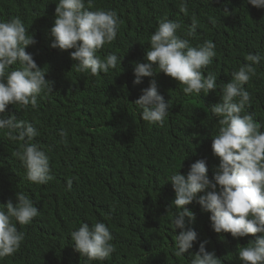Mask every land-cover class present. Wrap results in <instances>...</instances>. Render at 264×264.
Masks as SVG:
<instances>
[{
  "label": "trees",
  "instance_id": "obj_1",
  "mask_svg": "<svg viewBox=\"0 0 264 264\" xmlns=\"http://www.w3.org/2000/svg\"><path fill=\"white\" fill-rule=\"evenodd\" d=\"M182 2L92 0L90 10L115 11L121 21L117 38L98 52L102 59L115 53L121 62L116 69L93 76L77 72L76 67L69 71L67 57L51 52L57 0H0V20L19 17L34 35L39 45L26 51L46 71L53 89L37 98L35 109L12 104L6 109L8 115L37 128L34 142L50 156L53 178L44 185L28 181L22 162L7 147L22 142L0 133V203L15 204L16 193L22 192L39 209L30 224L17 223L25 239L19 251L0 259V264H183L205 240L206 250L215 251L221 264H242L238 248L255 236L217 234L210 226V213L195 202L187 206L196 217L187 227L197 232V241L184 255H174L175 236L181 229L171 228L177 209L167 178L179 171L187 176L191 164L200 159L207 163L209 178L214 177L219 158L213 154L212 137L219 125L210 107L220 102L221 85L249 63L245 60L249 53L259 54L261 61L254 65L256 75L244 85L251 97L245 111L264 131V8L247 0H186L185 15L179 7ZM165 17L181 24L178 34L192 46L205 40L215 43L217 55L205 75L216 74L217 89L208 95H186L183 85L163 73L134 83V62H146L150 36ZM193 17L198 27L194 36L187 37ZM59 51L70 57L75 49ZM153 79L165 102L171 103L163 127L143 121L135 104ZM62 130L68 133L67 144L61 142ZM92 211L93 216L103 214L92 221L105 220L109 225L111 221L118 233L111 241L116 251L103 262L82 257L70 237L72 230L88 223Z\"/></svg>",
  "mask_w": 264,
  "mask_h": 264
},
{
  "label": "clouds",
  "instance_id": "obj_2",
  "mask_svg": "<svg viewBox=\"0 0 264 264\" xmlns=\"http://www.w3.org/2000/svg\"><path fill=\"white\" fill-rule=\"evenodd\" d=\"M247 3L264 8V0H247ZM91 7L92 0H57L56 18L50 29L53 40L51 45L48 42V47L50 45L51 52L67 57L65 66L69 71L76 67L79 73L90 72L97 76L116 69L121 62V57L115 53L103 59L98 55L104 45L117 38L121 21L115 11H92ZM179 7L187 15L186 0ZM197 27L198 22L193 17L185 35L194 36ZM180 29L179 22L167 17L159 23L150 36L146 62H134V83L138 85L144 77L163 73L183 85L184 94L203 93L206 96L217 89L216 74L209 71L205 75L217 55L216 45L212 40H205L192 46L189 39L178 34ZM36 44L34 35L29 34L21 18L0 20V133L22 142L17 147L11 143L7 147L22 162L28 181L44 185L53 177L50 156L34 142L39 131L31 122L6 113L10 104L23 109L30 105L35 109L37 98L53 91L45 79L46 71L26 51L28 46L36 47ZM57 49L75 51H71L69 57ZM245 60L249 63L240 66L232 74L231 81L221 85L220 102L210 107L219 125L212 137V151L219 158L214 177L209 178L207 163L200 159L191 164L187 176L179 171L167 178L175 192L177 209L170 221L171 228L174 232L181 229L175 236L174 255L177 257L192 249L198 238L197 232L187 227L196 219L187 206L195 202L203 212L210 213V226L217 234L230 233L234 238L255 236L247 246L238 248V257L242 264H264V131L253 115L245 111L251 97L244 87L256 75L254 65L260 63L261 56L249 53ZM14 65L17 67L13 68ZM135 104L141 109L143 121L164 126L171 103L165 102L154 79L142 90ZM67 136L66 130L60 132L62 143L67 144ZM72 183L69 178V190ZM16 199L15 204L11 200L0 203V259L18 252L25 239V233L18 230L17 223L28 225L39 215V209L28 196L17 192ZM93 215L94 211L86 219L88 223L72 230L70 237L74 250L82 257L103 262L116 251L111 241L116 240L118 233L111 221L110 225L105 220L104 223L92 221L103 214ZM257 233L261 235H255ZM208 243L207 240L201 242L199 251L183 264H221L215 251L206 250Z\"/></svg>",
  "mask_w": 264,
  "mask_h": 264
}]
</instances>
